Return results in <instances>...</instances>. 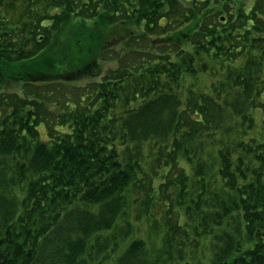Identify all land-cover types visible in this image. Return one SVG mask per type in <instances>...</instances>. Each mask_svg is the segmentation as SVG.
<instances>
[{
    "label": "trees",
    "instance_id": "obj_1",
    "mask_svg": "<svg viewBox=\"0 0 264 264\" xmlns=\"http://www.w3.org/2000/svg\"><path fill=\"white\" fill-rule=\"evenodd\" d=\"M253 1L0 0V264H264Z\"/></svg>",
    "mask_w": 264,
    "mask_h": 264
},
{
    "label": "rangeland",
    "instance_id": "obj_2",
    "mask_svg": "<svg viewBox=\"0 0 264 264\" xmlns=\"http://www.w3.org/2000/svg\"><path fill=\"white\" fill-rule=\"evenodd\" d=\"M244 1H248V0H244ZM109 58L110 57H108L107 60L105 61V63L102 64L104 72H106L110 68H115V66H116L115 60H113L112 58H111V60H109ZM83 83L84 82H80L79 84L81 85ZM193 84H194V86H193L194 90H196V91L201 90V92H202L203 90H205V86L208 84V79L203 74H200V75H198V79L196 82H194V80H193ZM16 90H18L19 92L21 91L19 89L18 84L12 83V84H8L7 87H5V91H8V92H14ZM261 112H262V110H260V112L254 113V114L256 117H258V116H260ZM42 127H43L42 124H39L37 127V130L40 133L41 140H44L43 137L45 136V130ZM182 165H183V167H185V169L186 168L188 169V166L185 163H182ZM138 230H139L138 236L145 240L147 254H149L151 256L150 257L148 255V259H151L153 257L154 251L158 248L161 232L159 230H156V231L151 230V226L149 223H141L138 226ZM203 241H205V240H203ZM104 264H115V263H113V261L112 262L108 261ZM194 264H197V263H194Z\"/></svg>",
    "mask_w": 264,
    "mask_h": 264
},
{
    "label": "flooded vegetation",
    "instance_id": "obj_3",
    "mask_svg": "<svg viewBox=\"0 0 264 264\" xmlns=\"http://www.w3.org/2000/svg\"><path fill=\"white\" fill-rule=\"evenodd\" d=\"M257 3L254 2L253 0H248V1H244V4H243V7L246 11L245 15H248V16H251L250 13H248L247 11L249 9H251L253 6H255ZM246 22H250L249 25H247L246 27H242V32H250L251 34H256V30L254 29L255 28V24H253V19L252 18H247L246 19Z\"/></svg>",
    "mask_w": 264,
    "mask_h": 264
}]
</instances>
